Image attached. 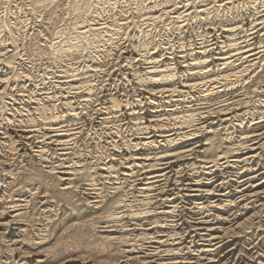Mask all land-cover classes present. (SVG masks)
Masks as SVG:
<instances>
[{"label": "bare ground", "instance_id": "6f19581e", "mask_svg": "<svg viewBox=\"0 0 264 264\" xmlns=\"http://www.w3.org/2000/svg\"><path fill=\"white\" fill-rule=\"evenodd\" d=\"M236 1H238V0H227V2L225 4H220L219 6H221V5L228 6V4L229 5L234 4V2H236ZM244 1L249 2V3H254L256 0H244ZM100 2L102 4H112L111 0H100ZM159 2H161V1H159ZM113 3H114V1H113ZM156 3H153L149 7L150 12L147 13V11H146L147 15H145V13H144L143 16H145V18H144L145 20H157V19L161 20L162 18L164 19L165 16H170L171 13H173V14L178 13L176 11V9H177L176 7L173 9L175 11L168 10V8L162 9L161 11H154L155 10L154 8H156V5H158ZM204 4L206 5V3H204ZM191 5H193V4H191ZM97 6H99V5H97ZM205 7L203 9H201L199 7L201 10L199 9V11H197V12H199L201 14H203V13L205 14V12L210 11V8H205ZM96 8H98V7H96ZM255 8H256V5H255ZM100 9L101 8L97 9V11L95 13V14H97V16H99L101 13L99 11ZM181 12L178 13L177 15L173 16L175 22H180L178 20L183 17V14ZM191 14L189 13L187 15L189 16ZM175 22H173V23H175ZM3 24H4L3 20L0 17V28H3ZM126 25H128V22L127 23H125V22L120 23V21H118V24H116L117 29L115 30V29H111L109 26L103 25L101 23L100 24H97V23L96 24H89L87 27H84L82 29L80 28L79 30L78 29L75 30L76 35H74L75 33L73 34L75 36V38L73 37V40H76V41H73V42L68 41V43L65 42L67 44L66 46H61L58 49L52 47L51 50H53V53L55 52V54L58 52H63V51L67 52V50L70 48H75V49L79 50V52H80V50L88 48V47L89 48L94 47L95 50H98L95 47L99 48V46H101V43L104 41V38L107 35V33L112 32L113 35L119 34L120 29L125 27ZM177 27L179 28L180 26H177ZM20 28L21 27H19L17 24L11 25L9 28L10 30L8 33L9 34L8 37L10 36V38L15 40L16 42L19 41ZM235 30H236V27H229L225 31H227V33L232 34ZM243 31H244V29H243ZM69 39H72V37L71 38L69 37ZM111 39H113V38H110V41H111ZM236 41H237L236 38H233L232 35H230V37L227 41V44L225 46V49H226V47L228 49H226V51H223L225 49H223L222 51L218 50L219 53L216 51L217 53H215V54H214L215 51L213 53H211L212 48H208L209 45H203L202 44V45H199L197 47L195 46L194 48L192 47L189 50H187V53H185V55H184V57H186L187 59H188V57H190L191 61L189 62L186 59L185 61H183L184 63H181V61H179V62H175L174 64L168 63V62L160 64V61H162V60L157 59L156 55L153 54L150 59L148 58L149 59V61L147 62L148 65L142 67V69H140V70L135 71V73L133 74L135 76V79L137 80L138 84H140L141 86H145V88H144L145 94L141 98H139V99L137 98V100L135 102H133L132 104L138 105L139 109H140V104H142V105L146 104V105H148V107H153V108L163 107V106H166L167 104H173V108H174V105L176 107V105H179V106L183 105L184 106L185 103L190 104V103H193L195 101H201V102L202 101H208V100H210V98H214L215 96L217 97V95H219L220 93H222L225 90L233 89V87H235L234 84H236V80L243 81L247 75L246 74L247 71L249 69L252 70L256 66L258 60L264 55V45L261 44L262 42L259 43V44H261L259 46H257L256 43L251 44V42H250V44L247 45L249 48L247 50H244L243 49L244 47L240 46L242 44L239 45V42H236ZM245 43H246V40H245ZM34 46H36V45H34ZM218 46H220V45L218 44ZM18 47H20V46L18 45ZM28 47H29V45H28ZM218 48H220V47H218ZM30 51H32V49H30ZM33 51H34V49H33ZM71 51H72V49H71ZM71 51H70V53H73ZM212 51H213V49H212ZM68 52H69V50H68ZM21 55H22V53H21ZM21 55L19 57H21ZM24 55H25V53H24ZM31 55H32V53H31ZM241 56H243V58H242L243 62H244V60H245V62H248L247 66H243L241 69H238V70L230 69L235 65L234 61L237 59V57H241ZM19 57H9L7 63H9V61H10L11 65L12 64L15 65V63H17V61H19L21 59ZM17 58H19V60H17ZM263 58H264V56H263ZM33 60H34V58H33ZM236 64H238V63L236 62ZM218 66H221L222 68H219ZM229 70H231V71H229ZM92 71H95V70H92ZM3 77L4 76L0 77V100L2 103V104H0V264H231V263L236 262L238 256H240V253H241L240 251H242L240 249L239 251L237 250V253H236V249H237L236 244H239L238 246H241V244L239 243V240L242 239V236L243 237L244 236H250L251 233L252 234L257 233L256 227H257L259 221H261V219H262L261 212L264 211V172H261L262 169H264V148H263L264 147V111H262V113L260 112V110L262 108H264V99L261 100V99H258V97H257V99L254 101L255 103L252 104L253 106L251 107V105L248 106L250 104L251 100H248V99L246 100V99H242V98H232L231 97V99L227 98V99H223L220 101L217 100L216 102L214 101L215 103H207L206 102V106H205V103H202V104H204L205 107L194 108V105H188V106H184L183 110H179V109L176 110L177 107L175 109L170 108L169 110H166L167 109L166 108L163 111V113H162V111L160 113V110L159 111L153 110L152 112L150 111L152 114L150 113L149 115H146V116L145 115L142 116V114L140 115L141 111L140 112L139 111L134 112V109H137V110H139V109L133 108L132 112H134V113L132 115H134V117L133 116L132 117L135 120V122L128 123V126L126 128V132H127V129H129V131L132 132L133 137H134V135H138V134H142V135L148 134V136L141 137V138H138V136L136 138L131 137L132 139L126 138L127 140L125 139V140H123L122 143H120L121 147L124 149V151L126 153L121 155V157L119 159L120 162L118 161V163H115V162L114 163H115V165L123 164V165H121L124 167L123 171H122L123 175L130 176V171L135 172V170L140 171V172L143 171L144 174H150V175L153 174V176L149 177V178H146V177H148V175L144 176L145 180L149 179V180L145 181L146 183L145 182L143 183L142 180L137 181V182H139V183H137V185H140V187L138 186V188H136V190L138 191L139 194H141V196L145 195L144 197L147 199L146 203L149 204L148 201L152 197H150L151 195H148V193H150L152 190L157 188V186H159L161 181H163V183H170L171 184L170 178H173L174 182H177V183L180 182L182 178H185V177H182L184 174V171H187L189 169V167H191V166L194 167V164H196L193 161V159H195V158H193V156L198 157L199 154L200 155L202 154V156L205 155L204 157H206L208 155L209 151L211 152V150L215 144L214 140L217 137L218 132H220L218 130V128H221V129H227L228 127L243 128V127H247L245 125H247L246 123L249 122L248 129L243 128L244 130H242L241 135L238 136V142H236V144L223 146L224 148L220 150L221 154L216 153V155H214L211 158L213 160L210 159L211 162L213 163L212 165H207V166L202 165V166H204L202 168L208 169L209 171L204 170L205 172H202V173L200 171L196 172L197 174L200 173V175H203L204 173L210 174L212 171L215 170L216 167L217 168L221 167V168L226 169L227 167L232 168V167L238 166V167H240L241 171L238 172V178L240 179V181L237 182L238 183L237 186H235V187H233L234 185L233 186H231V185L226 186L227 189L223 190L224 191L223 193H219V192H217L220 190V189L217 190L219 185H216V186L212 185V186H214V187H212L211 186L212 178L211 179L207 178L206 182L202 181V179L192 180V181H195V183L193 182L194 184L190 183V182L185 184L186 183L185 182L184 183L185 185L183 184L181 187H177L176 191L174 190V192H172L173 190H171V191L169 190L170 192H172V194H170V193L166 194V192H165L161 195V193L158 194V193L154 192V193L158 194L157 196H155L156 199L158 198L161 200V202L164 201L167 204V206H165V208L161 214H164V215L169 216V217H173L176 213L178 214L180 211L184 213V211L190 210L191 213L194 212L200 216V217L197 216L198 217L197 220L193 221V222H192V220L191 221L189 220L190 216L187 218V220H186V218L185 219L182 218L183 221L181 220L180 222L183 223V227H184V223L187 224V226L185 225L187 228V230L185 232H183V233L177 232L176 230H174V228H172V230L168 231L169 229L168 228H167V230L164 229L165 225L163 226L162 223H161L162 225H156V226H154L153 225L154 223H153L152 224L154 226L153 232H152V230H147V229L143 230V228H142L143 231L139 230L138 235L137 234L134 235V233H133L134 236L132 237V235H128L124 232V230H126V229L122 228L121 230H119L116 228L117 230H113L114 227L116 226V223H115V226L113 227V229H107L108 226L101 225L102 226L101 230H100L101 234H99V235H97L98 233L96 234L97 237H99L98 239H100L101 241H99V242L95 241L96 243L95 244L93 243V245L90 242H89V244H86V246H85L86 251L85 252L83 251L84 252L83 254L81 252H79L80 249L78 248L79 245L82 243H80V244L77 243L78 245L75 244V242L69 243L71 241V239L68 242L69 244L67 245V247L64 246L65 248L63 249V251L60 250L61 252L58 251V253H55L54 251H52L53 249L50 250V249L44 248V247H43L44 249L43 248L41 249L40 246L45 245L46 243H48L49 240H51V237H52L51 235H53L52 233H54L52 230L55 231V229H56V228L51 229L50 226H52V225L50 224V226H49V224H48V223H50V221L53 220V218H51L52 220H50V218L48 219V221L46 220L47 222L45 225L42 223L44 225L43 226L44 228L42 229L40 227L41 228L40 230L45 231L43 234H39V235L37 234V236H33L34 234L33 235L31 234V231L29 228L30 224L28 223V220H27L28 219L27 215L29 213V211L27 209L28 208L30 209V207L32 205H34L33 203H35V200L37 199L36 198L37 196L35 195L36 192L33 193V191L36 190L37 188L35 189L36 185L35 186L26 185L25 187L20 186L21 185L20 176L18 177L16 175V173H14L8 166L9 157H11V155H14V152H15V154L17 152H19V149H20L19 147L22 146L21 149L24 148L25 152H26V149L29 148L30 149L29 151H31L30 155H32L33 157H38V160L40 162H43V161L45 162L47 160V158L45 157L46 150L44 149L43 146H44V144H46L49 147L47 149H49V150L53 149L55 153H56V151L58 152V150H60V152H62V153H58V154L60 155V157L65 156V159H66V156H68L67 155L68 154V151H67L68 148L66 147L68 145L67 144L68 141L74 139V137L76 135H78L79 133H82V131L78 130V132L75 131V132H71L68 134H66V133L61 134L60 132H58L59 130L54 129V127L51 125H56L55 122H57V120H60V122H61L62 121L61 119H65L67 117L68 118H70V117L74 118L76 115H78L79 113L76 112L77 111L76 106L78 105L79 101L75 99L78 97L74 98V96L73 97L72 96L71 97L70 96H68V97H65V96L62 97L61 96L62 98L60 100V103L55 104V103H53V99H54V96H56L55 98H57V95H55V94L51 95L49 93L46 94L47 91L44 93V95L40 93V96L34 97V99L31 98L33 96H30V99H29V97H27L28 99H25L24 97L12 99L13 97H11L10 95L8 97L6 96V93H7L6 89L9 87V83L6 84V82H5L6 80L2 79ZM80 78H81V76H80ZM78 82H79V84H76L73 81L70 83H66L67 84L66 89H68L69 91L73 90L72 92L75 93L74 90H79V89H81L80 87L83 86L81 84L82 82L81 83H80V81H78ZM91 86H92V84H90V87ZM84 88H85V86H84ZM87 88H88V86H87ZM256 88H258V87H256ZM262 88H264V86ZM259 89H260V87H259ZM90 90H92V89H90ZM257 90L258 89H256V91ZM263 92H264V90H263ZM9 97H11V98H9ZM96 97H97V95H96ZM86 99H88V98H86ZM208 102H210V101H208ZM27 103H30L33 106L30 105V107H28ZM126 104H127V100L124 101L122 99L118 100L115 98L113 100V108L118 106L119 108L122 107V109H124ZM26 106H27V109L26 110L23 109L24 107L26 108ZM167 106H169V105H167ZM179 106H178V108H179ZM143 108H145V107H143ZM23 110H25V112H27V114H29V115L35 114V116L33 118H31V120H34V119L35 120H40V119L41 120L42 119L43 120L44 119L50 120V122L48 121L49 122L48 124L50 125L48 127V130H45V129H44L45 131H39L40 129L29 130V131H27V130H15V131L11 130V131H13V132L10 131L11 133H8L6 128L4 130L3 129L4 125L10 126L13 123L17 122V121H15L16 119H14V116L22 115ZM100 111H101V109H95V114L96 115H97V113L99 114ZM100 113L102 114L103 112H100ZM27 114H26V116H27ZM245 116H248V122H246V123H245V118H246ZM104 117L105 116H103L101 119L99 118L101 120V121H99L100 122L99 124L104 123V120H105ZM146 117H149L150 119H148L146 122L141 121L142 119H146ZM28 121L29 120L26 119V121L20 120L19 122L21 125V124H23L22 122H25V124H26V122H28ZM53 121H55V122H53ZM235 121H236V123H235ZM237 121H239V122H237ZM109 122H110V118H109ZM128 122H129V119H128ZM244 123H245V125H244ZM48 124H46V125H48ZM104 125H102V126H104ZM107 125H105L104 128L105 127L106 128L102 130V133H104V135H106L107 137L112 136V138L113 137L115 138V136H119L120 134L123 133L122 129H121L123 127H121V124L120 125H117V124L114 125L113 124V126H111L110 128H108ZM10 127H12V126H10ZM37 128H38V126H37ZM100 128L101 127H99V129ZM68 131H70V130H68ZM226 139L228 140V138H226ZM226 139H223V141ZM108 140H110V139H108ZM17 141L20 144H14V142H17ZM39 143L41 144V146L38 149H34L33 147H36V146H33V144H39ZM224 144H225V141H224ZM110 145H112L113 148L115 149L116 147H118L119 144L115 143V141H112L110 143ZM137 150H141V152H138ZM142 150L143 151L151 150L153 152H150V153L144 152L143 153ZM29 151H28V153H29ZM106 152H108V150ZM212 152H214V151H212ZM28 153H26V154H28ZM110 153H113V152H110ZM117 153H118V151H117ZM22 155H24V154H22ZM118 155L120 156V154H118ZM27 157H29V155H27L26 158ZM103 157H105V156L103 155ZM101 158H102V156H101ZM101 158H100V161H101ZM207 158H209V156H207ZM10 160H11V158H10ZM61 161H63V160H61ZM72 161H73V159H72ZM206 161L203 159L201 162H203V164H204V163H206ZM36 162H38V161H36ZM254 163H256V164H254ZM63 164H64V162L56 164L57 166L51 165L48 167V170H47L48 174L49 173L51 174V173H55L54 171L59 169L56 172V173H59V175H57L56 177L59 180V183H60L59 187L60 188L57 189V188H54L52 186L53 188H51V189H47L45 187H44V189H46V191L48 193H50L49 196L52 197V199L55 198V199H57L56 201H58V202L63 201V205L65 203V205H64L65 206L64 207L65 212H69L70 210H71V212H74L73 210L78 212V209H77L78 203L76 201H79V204H81L80 203L81 200L84 202L85 199L90 201L91 199H89V198H94L95 200L93 202H91L93 204V205L91 204L92 205L91 207H93V208H98V205L103 206L104 203H107V201L112 202L114 213L113 214L111 213L113 218L112 217H110V218L114 219L115 221H121V219H123V217L129 218V216H134V217L136 215L138 216V214H136L137 212L135 213L133 211H130L132 209L126 210L127 212L129 211L128 214L123 213L122 215H119L120 212L118 209H123V211H125L124 209L127 207L126 197L122 198V197L117 196L118 198L116 197V199H115L113 197L111 198V195H109L108 193L105 192L106 194H103L104 192H101V191H98L101 193H97L95 191L91 192V193H86V190H88V188H83L82 192L86 193L88 196L84 200L83 199L80 200L81 196L77 195V193H76L77 187L75 185L74 178H72L73 177L72 175H77V173L80 170H77V169L73 168L72 166H68V165L64 166ZM113 164H110L109 166L106 165L108 168V169H106V171L108 170V173L110 175H112L114 170L116 171L117 174L119 173L118 172L119 170H116L117 167ZM258 166H262V167L257 168ZM104 167L105 166H103L102 168H104ZM175 167L179 168L180 170L175 169ZM16 169H15V171H16ZM235 169H237V168H235ZM18 171H17V173H18ZM74 172H76V173H74ZM101 172H103V171H101ZM171 172L173 173V174H171L172 177H170L171 175L169 174ZM104 173H106V172H104ZM177 174H180V175H177ZM113 175H115V174H113ZM187 175H189V174L187 173ZM194 175H195V173H194ZM94 179H92V181ZM187 179H188V177H187ZM189 179H191V178H189ZM192 179H194V178H192ZM112 180H113V178H112ZM130 180H132V179H130ZM94 181H96V180H94ZM116 181H118V180L116 179ZM101 182H100V184H101ZM222 183L224 184V181ZM43 184H44V186L47 185V184L45 185V183H43ZM112 184L114 185V187H113V189L115 191L114 193L115 194H116V192L119 193L118 190L121 188V186H119V184L115 181ZM170 184H167V185H170ZM134 185H136V184H134ZM56 186H57V184H56ZM104 186H107V185H102V187H104ZM122 186H125V185H122ZM166 188L169 189V187H166ZM41 190H43V189L41 188ZM164 190H165V187H164ZM161 191L162 190H160V192ZM109 192H110V190H109ZM112 193H113V191H112ZM16 195H17V198L15 197ZM116 195H118V194H116ZM120 196H122V195H120ZM114 197H115V195H114ZM215 197L217 199H215ZM222 197L225 199H221ZM97 198L99 200H97ZM148 198H150V199H148ZM228 198H230V199H228ZM47 199L48 198H46V200ZM113 199H115V200H113ZM152 200H154V199H152ZM37 201H39V200H37ZM187 201L191 202V204L193 203L192 206L190 205L191 209H188V207H186V206H180L181 203H183V202L187 203ZM75 202L77 203V206L75 205ZM141 202H142V200H141ZM108 204H110V203H108ZM150 204H151V202H150ZM106 205H104V206H106ZM69 206H72V208H69ZM155 206H157V204ZM47 207H50V206H47ZM54 207H55V205H54ZM82 207H83V205H82ZM86 207H87V205H86ZM237 207L241 208V209H238L239 211L236 210L238 213L236 215H234L235 218L233 220H235V219H237V220H235V223L231 222V225L230 224L226 225L229 223L230 219L227 217H222L223 211L225 212V211H227V209L237 208ZM39 208H40V206H39ZM66 208L69 211H67ZM88 210H89V208L87 209V211ZM96 210L93 209V211H96ZM103 210H104V208H103ZM151 210H153V209H151ZM83 211H85V210H83ZM93 211H92V213H93ZM100 211H98V212H100ZM212 211H217V212L220 211L221 213H219V215H215L214 213H212V214L209 213L207 215L208 212H212ZM160 212L161 211H159V213ZM34 213H35V211H34ZM47 213H49V212L47 211ZM152 213L153 212L150 211V214H152ZM51 214H49V215L51 216ZM77 214L80 215V212ZM96 215H98V214H96ZM156 215H158V214H156ZM98 216H97V218H99ZM101 216H102V214H101ZM228 216H230V215H228ZM242 216H243V218H242ZM33 217H31V218H33ZM77 217H79V216L77 215ZM164 218H166V217H164ZM241 218H242L241 222L238 221V219H241ZM78 219H80V218H78ZM153 219H155V218H153ZM173 219L175 220V218H173ZM25 221L28 224H26ZM102 221H105V220H102ZM144 221H146V220L144 219ZM230 221H232V220H230ZM41 222H42V220H41ZM96 222H97V220H96ZM141 222H143V221H141ZM166 223H164V224H166ZM63 224H64V222H63ZM111 224H113V223H111ZM263 224L264 223H262L261 226ZM57 225H58V223H57ZM92 225H93V223H92ZM128 225H130V223ZM137 225L139 226V224H137ZM150 226H148V227H150ZM170 226H172V225H170ZM125 228H127V227L125 226ZM133 228H135V227H133ZM96 230H98V229H96ZM261 231H262V233L260 235L264 234V227L261 229ZM136 232H138V231H136ZM239 237H241V238H239ZM261 238L262 239L257 244H259L260 246L263 247L264 246V235ZM73 241H74V239H73ZM139 242L148 243V246L151 248L146 251V249L144 248L146 245L144 244L145 246L142 247L140 245L141 243L139 244ZM185 242H186V244L187 243L188 244L184 245ZM50 243L51 242H49L48 244H50ZM121 243H123L124 245L127 244V246H126L127 248H125L122 251L121 260H116V259L115 260H107V259H105L107 257L106 255H105L106 257L103 256V258L105 257L104 259L103 258L99 259L97 257L92 258L93 256L91 257L88 255V252L90 250H93V249L100 251V253L101 252L103 253V251H105V253H107L105 246H103V245L107 244L109 247H111V246H113L112 244H117V245L120 244L121 245ZM248 244H250V243H248ZM101 245H102V247H101ZM257 248L258 247H256V249ZM262 249H264V248H262ZM119 250H121V248ZM251 251L252 250H250V252ZM263 251L261 253H263ZM53 252L55 253V256H53L54 255ZM184 253L185 254L187 253L190 256H192L191 257L192 259L191 258H184V256H183ZM89 254H91V253H89ZM110 255L111 254H109V256ZM252 255L253 256H251L250 259H252L253 262H255L256 259L263 257V255L262 256L257 255V253H255V254L253 253ZM203 256H204V258H203ZM226 256H229V257L233 256V257H230L231 261L228 260L229 258L227 259L228 261L226 259H225L226 261H223V259ZM98 257H100V256H98ZM107 258H110V257H107ZM247 263H249V262H247Z\"/></svg>", "mask_w": 264, "mask_h": 264}, {"label": "rangeland", "instance_id": "374dc122", "mask_svg": "<svg viewBox=\"0 0 264 264\" xmlns=\"http://www.w3.org/2000/svg\"><path fill=\"white\" fill-rule=\"evenodd\" d=\"M111 1H112V4H102L100 2V0H51V1L50 0H0V17L4 23L3 28H0L1 29L0 30V77L4 76L2 79L6 80L5 81L6 84L9 83V87L6 89V92H7L6 96L8 97L10 95L11 97H13L12 99H16L19 97H22V98L24 97L25 99H28L27 97H29V99H30V96H33L31 98L34 99V97L40 96V93L44 95V93L47 91L46 94L49 93L51 95H54V94L57 95V98H55L56 96H54L55 100L53 99V103H55V104H59L61 98L64 96L65 97H68V96L73 97L74 96V98L78 97L75 99L79 101L78 105L77 106L75 105L77 108L76 112L79 113L78 115H76L74 118L73 117H70V118L67 117L65 119H61L62 120L61 122H60V120H57L58 123L53 121L56 123V125H51L54 127V129L59 130L58 132H60L61 134L62 133L68 134V133L75 132V131L78 132V130L82 131V133H79L75 137L73 136L74 139L68 141V143H67L68 145L66 146L68 148V150H67L68 156H66V159H65V156L60 157V155L58 154V153H62V152H60V150H58V152L56 151V153H55L53 149H51V150L47 149L49 147L46 144H44L43 147L46 150V155H47V156L45 155V157L47 158V160L45 162L44 161L40 162L38 160V157H33L32 155H30L31 151H29L30 150L29 148H27L26 152H25L24 148L21 149L22 146L19 147L20 148L19 152H17L16 154L14 152V155H11V157H9V161H8L9 168L14 173H16V175L18 177L20 176V178H21V185L20 186L21 187H23V186L25 187L26 185H32V186L36 185L35 189L37 188L36 190L33 191V193L36 192L35 195L37 196L36 197L37 199L35 200L36 204L33 203L34 205H32L30 207V209L29 208L27 209L29 211V213L27 215V218H28L27 220H28V223L30 224L29 228H30L31 234L32 235L34 234L33 236H37V234L38 235L43 234L45 231L40 230V229L44 228L43 226L46 224V222L48 221L49 218H50V220H52L51 218H53L54 221L52 220V221H50V223H48L49 226H50V224L52 225V226H50L51 229L56 228L55 231L52 230L54 232V233H52L53 235L50 234L52 237H51V240L48 241V243L49 242H51V243L50 244L46 243L45 245H41L40 248L42 249L44 247V248H48L50 250L53 249L52 251H54L55 253H58V251L59 252L63 251V249L65 248L64 246L67 247V245L69 243L75 242V244L82 243L78 247L80 250L79 249L78 250H79V252H81L83 254L86 251V248H85L86 244H89V242H90L93 245V243L95 244L96 242L101 241L100 239H98L99 237H97V235L101 234L100 233V230L102 227L101 225L108 226L109 228L107 227V229H113V227L115 226V223H116V226L114 227L113 230H117V229L121 230L122 228L126 229V230H124V232L128 235H132V237L136 234L138 235L139 230H142V228H143V230L147 229V230H152V232H153L154 226L162 225V224H163V226L165 225L164 229H166V230H167V228L169 229L168 231H170V230H172V228H174V230H176L177 232L183 233L187 230V228H186L187 224L184 223V227H183V223H181L180 221L181 220L183 221V219H185V218L187 220V218L190 216L189 220L190 221L192 220V222H193V221H196L197 218L200 216L194 212L191 213L190 210H186V211H184V213L180 211L178 214L176 213L173 217H169V216H166L164 214H161L163 212L165 206H167V204L164 201L161 202V200L158 198L156 199L155 196H157L159 193H161V195H162L165 192H166V194H169V193L172 194V192H174V190L176 191L177 187H181L185 182H186L185 184H187L189 182L195 183V181H192V180L202 179V181L206 182L207 178L208 179L212 178L213 183L211 182V186L212 185H214V186L219 185V187L217 188V190L220 189L219 191H217L219 193H223L224 192L223 190L227 189L226 186H229V185H231V186L234 185L233 187L237 186V184H238L237 182L240 181V179L238 178V172H240L241 169L238 166L232 167V168L227 167L226 169L221 168V167L220 168L216 167L215 170L212 171L210 174L204 173L203 175H200V173L197 174L196 172L200 171L202 173V172H205L206 170L209 171L208 169H205L202 167L207 166V165H212L213 163L211 162V160H213V159H211V158L214 155H216V153L221 154L220 150L224 148L223 146L233 145V144H236V142H238V136L241 135V131L244 129H248V125H249L248 116H245L246 118L244 117L245 123L248 122V123H246L247 125H245V123H244V125L247 126V127H243L244 129L240 128V127H236V128L228 127L227 129L218 128V130L220 132H218V135L216 137L217 139L215 138V140H214V142H215V144L213 146L214 149L212 148L211 152L209 151L208 155L206 154L207 156H209V158H207V156L204 157L205 155L202 156V154L201 155L199 154V156H198L199 158L193 156V158H195V159H193V161L196 163V164H194V167L195 166L196 167L194 168L191 166V167H189V169L187 171H184V174L182 177H185V178H182L181 181L178 183L174 182L173 178H170L171 184L170 183H163V181H161L162 183L160 182L159 186H157V188L152 190L153 192L151 191L150 193H148V195H151L150 197H152V198L151 199L148 198V199H150L148 201L149 204L146 203L147 199L144 197L145 195L141 196V194H139L138 191L136 190V188H138V186L140 187V185H137V183H139L137 181L142 180V182L144 183L145 181L149 180V179L145 180L144 176L148 175V177H146V178H149V177H152L153 174L152 175L144 174L143 171H142L143 172L142 173L140 171L135 170V172L130 171V176H127V175H123L122 171H123L124 167L121 166L123 164L115 165V163H118V161L120 162L119 159H120L121 155L126 153L120 144L123 142V140H125L126 138L127 139L136 138L137 136H138V138L148 136V134L147 135L138 134V135H134V137H133L132 132L129 131V129H127V132H126V128L128 126V123L135 122V120L133 119L134 115H132L135 111H139V112L141 111L140 115L142 114V116H144V115L146 116V115H149L153 110L154 111L160 110V113H161V111L163 113V111L166 108H167L166 110H169L170 108L175 109L177 107L176 110H178V109L183 110L184 106H188V105H194V108H199V107H205L206 102L207 103H215L217 100L220 101V100L227 99V98L231 99V97L232 98H242V99H246V100L247 99L251 100V102L248 106L251 105V107H252L253 106L252 104L255 103L254 101L257 99V97H258V99H261V100L264 99V92H263L264 88H262L264 86V58H263L264 55H263L258 60L256 66L252 70L249 69L247 71L246 74L248 76L246 75V77L243 81L236 80V84H234L235 87H233V89L225 90L222 93H220L219 95H217V97L215 96L214 98H210V100H208L210 102H208V101H202V102L201 101H195V102L190 103V104L185 103L184 106L180 105L182 108L179 105H176V107L174 105V108H173V104H167L169 106L166 105V106L157 107V108L148 107V105H146V104L145 105L140 104V109H139L138 105L132 104L133 102H135L137 100V98L139 99L145 94V91H144L145 86H141L140 84H138V82L135 79V76L133 74L135 73V71L140 70V69H142V67L148 65L147 62L149 61V59L151 58V56L153 54L156 55L157 59H160L163 61V62L160 61V64H163L165 62L174 64L175 62H179V61H181V63H184L183 61H185L187 59L186 57H184V55H185V53H187V50H189L190 48H192V47L194 48L195 46L197 47V46L202 45V44L203 45H209L210 47L208 46V48L213 49V51L211 49V53H213L214 51H215L214 54L217 52L219 53V51H222L223 49H225V46L227 44V41H228L230 35H232L233 38H236V40H237L236 42H239V45L242 44L240 46L244 47L243 48L244 50H247L249 48L247 45L250 44V42H251V44L256 43L257 46H259L261 44L264 45V25H263L264 24V0H259V1L256 0L254 2L255 4L245 2L244 0H241V1L238 0V1L234 2V4H231V5L228 4V6H223V5L219 6L220 4H225L227 2V0H207V1L206 0H164V1L163 0H117V1L111 0ZM113 1H114V3H113ZM159 1H161V2H159ZM153 3L158 4V5H156V8H154L155 10L153 9L154 11H161L162 9H165V8H168V10L175 11L173 9L176 7L177 8L176 11L178 13H180L182 11L181 13L183 14V17L180 18L181 20L180 19L178 20L180 22H175L173 16L177 15L178 13H176V14L171 13L170 16H165L164 19L162 18L161 20L160 19L145 20L144 19L145 16H143V15H144V13H145V15H147V13L150 12L149 7ZM204 3H206V5ZM191 4H193V5H191ZM97 5H99V6H97ZM105 5L106 6L108 5V6L106 7ZM255 5H256V8H255ZM96 7H98V8H96ZM199 7L201 9H203L204 7L210 8V11L205 12V14L204 13L201 14V13L197 12L200 9ZM99 8H101L99 10L101 13L99 16H97V14H95V13H96L97 9H99ZM146 11H147V13H146ZM189 13L190 14L192 13V14L188 16L187 14H189ZM118 21H120V23H123V22L127 23L128 22V25L121 28L119 31V34L113 35L112 32L111 33L109 32L110 34L107 33V35L104 38V41L101 43V46H99V48L95 47L98 50H95L94 47H91V48L88 47V48L80 50V52H79V50H77L75 48H70V49H68L69 52L67 50V52L63 51V52H58L56 54H55V52L53 53V50H51L52 47L58 49L61 46H66L67 45L66 43H68V41L69 42L70 41H72V42L76 41V40H73V37L75 38L74 35H76V32H75L76 29H78V30L80 28L82 29L84 27H87L89 24H96V23L100 24L101 23L103 25L109 26L111 29L116 30L117 29L116 24H118ZM173 22H175V23H173ZM13 24H17L19 27H21L20 28L19 41H17V42L15 40H13L12 38H10V36L8 37V35H9L8 33L10 30L9 28ZM177 26H180V27L178 28ZM229 27H236V30L232 34L227 33V31H225V30ZM243 29H244V31H243ZM69 37L70 38L72 37V39H69ZM110 38H113V39H111V41H110ZM245 40H246V43H245ZM259 43H261V44H259ZM218 44L220 46H218ZM18 45L20 47H18ZM28 45H29V47H28ZM34 45H36L37 47ZM218 47H220V48H218ZM30 49H32V51H30ZM33 49H34V51H33ZM71 49H72V51H71ZM226 49H228V48L226 47ZM226 49L223 51H226ZM70 51L73 53H70ZM21 53H22V55H21ZM24 53H25V55H24ZM31 53H32V55H31ZM20 55H21V57H19ZM243 56L237 57V59L234 61L235 65L233 64L235 67L233 66L230 69L238 70V69H241L243 66H247L248 62H245V60L243 62V59H242ZM9 57H19L21 59L19 60V58H17V60H19V61L16 60L17 63H15V65L14 64L11 65L10 61H9V63H7ZM33 58H34V60H33ZM187 61H189V62L191 61L190 57H188ZM236 62L239 65L236 64ZM218 67L222 68L221 66H218ZM92 70H95V71H92ZM229 71H231V70H229ZM80 76H81V78H80ZM72 81L76 84H79L78 81H80V83L82 82L81 84L83 85L80 87L81 89L74 90L76 94L72 92L73 90L69 91L68 89H66V87H67L66 83H70ZM90 84H92L91 87H90ZM84 86H85V88H84ZM87 86H88V88H87ZM256 87H258V88H256ZM259 87H260V89H259ZM90 89H92V90H90ZM256 89H258L259 91L258 90L256 91ZM96 95H97V97H96ZM11 97H9V98H11ZM86 98H88V99H86ZM114 98L118 99V100L122 99L124 101L127 100V104H126L125 108L122 109V107L119 108L118 106H116V107L114 106L115 108H113ZM202 103H205V106ZM0 104H2L1 100H0ZM30 105L33 106L32 104L27 103L28 107H30ZM141 105L145 108H143ZM27 106H26V108L24 107L23 109L26 110ZM178 106H179V108H178ZM133 108H138L139 110L134 109V112H132ZM95 109H101L100 112H103V113L101 114L99 112V114L97 113V115H96ZM25 110H23L22 115L14 116V119H16L15 121H17V122L13 123L14 125L13 124L10 125L12 127L4 125L3 129L5 130V128H6L8 133L13 132L11 130H14V131L15 130H27V131H29V130H35V129L36 130L40 129L39 131L48 130V127L50 126L48 123L50 122V120H47V119L31 120V118H33L35 116V114L29 115V114H27V112H25ZM262 111H264V108H262L260 110L261 113H262ZM26 114H27V116H26ZM103 116H105L104 117L105 118L104 123L99 124L100 123L99 121H101L100 119ZM109 118H110V122H109ZM26 119H28L30 122L28 121V122H26V124H25V122H22L23 124L20 125L19 121L20 120L26 121ZM128 119H129V122H128ZM148 119H150V118L146 117V119H142L141 121L146 122ZM237 122H239V121H237ZM235 123H236V121H235ZM46 124H48V125H46ZM104 124L105 125L108 124L107 125L108 128L113 126V124L114 125H116V124L120 125L121 124V127H123V128H121L123 133L120 134L119 136H115V138L114 137L112 138V136L107 137L106 135H104V133H102V130L106 128V127L104 128V126H105ZM102 125H104V126H102ZM37 126H38V128H37ZM99 127H101V128L99 129ZM68 130H70V131H68ZM226 138H228V140ZM108 139H110V140H108ZM223 139H226V140H224L225 144H224ZM112 141H115V143L119 144L118 145L119 148L116 147L114 149L113 146L110 145V143ZM14 144H20V143H18V141H17V142H14ZM33 146H36V147H33L34 149H38L41 146V144L40 143L39 144H33ZM107 150H108V152H106ZM116 150L118 151V153ZM28 151H29V153H28ZM137 151L141 152V150H137ZM212 151H214V152H212ZM110 152H113V153H110ZM142 152L143 153L144 152L150 153L153 151H151V150L143 151L142 150ZM26 153H28V154H26ZM22 154H24V155H22ZM102 154L105 157H103ZM118 154H120V156ZM25 155L26 156L29 155V157L26 158ZM101 156H102V158H101ZM201 157L205 161L207 160L206 163L203 164V162H201L203 160ZM10 158H11V160H10ZM100 158H101L102 162L100 161ZM72 159H73V161H72ZM61 160H63V161H61ZM36 161H38V162H36ZM61 162H64V164H63L64 166L65 165L66 166L67 165L72 166L73 168L81 171V172L77 171L78 172L77 175H72L73 176L72 178H74L75 185L77 187L76 193L78 196H81V198L79 197L80 200L81 199L84 200L85 198H87L88 195L86 193H91L94 191L97 193L104 192L103 194L108 193L109 195H111V198L113 197L115 199L117 196L122 197V198L126 197L127 207L124 210L126 211L127 209L128 210L132 209L130 211H133L135 213L137 212L136 214H138V216L137 215L135 217L129 216V218L123 217V219H121V221H115L114 219H112L113 218L112 214L114 213L112 202L107 201V203H104V205L107 204L106 206L103 205L104 206L103 207V206L98 205V208H93V207H91L93 205L91 202H93L95 200L94 198H89V199H91L90 201L85 199L86 201L84 200V202L81 200L80 203L83 205L84 208L82 207L81 204H79V201H76L78 203V207H79V208L77 207L78 212H76L75 210H73L74 212H71V210L69 211V210H67V208H66V210L69 212H65L64 211L65 210L64 209L65 203L63 205V201L58 202V201H56L57 199H55V198L52 199V197L49 196L50 193H48L46 191V189H44V187L47 189H51L53 187L57 188V189L60 188L59 187L60 186L59 180L56 177L57 175H59V173H56L57 170H59V169L55 170L54 171L55 173H51V174L50 173L48 174L47 170H48L49 166H51V165L57 166L56 164H59ZM110 164H113L117 167L116 170H119L118 174L116 173L115 170L112 173V175H110L108 173V170L106 171V169H108L106 165L109 166ZM254 164H256V163H254ZM202 165H204V166H202ZM101 166L102 167L105 166V167L102 168ZM260 167H262V166H258L257 168H260ZM235 168H237V169H235ZM15 169H16V171H15ZM175 169L180 170L177 167H175ZM17 171H18V173H17ZM101 171H103V172H101ZM104 172H106V173H104ZM261 172H264V169H262ZM74 173H76V172H74ZM187 173L189 175H187ZM194 173H195V175H194ZM113 174H115V175H113ZM169 174L171 175L173 173L171 172ZM177 175H180V174H177ZM186 176L188 177V179ZM170 177H172V175ZM112 178H113V180H112ZM189 178H191V179H189ZM192 178H194V179H192ZM92 179H94L96 181L93 180L94 181L93 182ZM116 179L118 181H116ZM130 179H132V180H130ZM114 181L117 182L119 184V186H121V188L118 190L119 193L116 192V194H118V195H116L114 193L115 192L113 189L114 185L112 184ZM223 181H224V184L222 183ZM100 182H101V184H100ZM43 183H45V185L46 184L47 185L44 186ZM56 184H57V186H56ZM121 184L125 185L126 187L122 186ZM134 184H136V185H134ZM167 184H170V185H167ZM102 185H107V186L102 187ZM214 186H212V187H214ZM164 187H165V190H164ZM166 187H169V189ZM41 188L43 190H41ZM83 188H88V190H86V193L82 192ZM109 190H110V192H109ZM160 190H162V191L160 192ZM169 190L170 191L173 190V191L170 192ZM98 191H101V192H98ZM112 191H113V193H112ZM154 192H156L158 194H156ZM114 195H115V197H114ZM120 195H122V196H120ZM15 197L17 198V195ZM46 198H48L47 199L48 201L46 200ZM115 199H113V200H115ZM152 199H154L155 201ZM215 199H217V198L215 197ZM221 199H225V198L222 197ZM228 199H230V198H228ZM37 200H39L40 202ZM97 200H99V199L97 198ZM141 200H142V202H141ZM76 202H75V205L77 206ZM150 202H151V204H150ZM108 203H110V204H108ZM85 204L87 205V207ZM156 204L158 207L155 206ZM54 205H55V207H54ZM190 205L192 206L193 203L191 204V202L187 201V203L186 202L181 203L180 206H186V207H188V209H191ZM39 206H40V208H39ZM47 206H50V207H47ZM102 207L104 208V210ZM69 208H72V206H69ZM88 208H89V210L87 211ZM150 208L153 210H151ZM93 209L94 210L97 209L98 211H100V210L101 211L100 212H98L97 210L93 211ZM238 209H241V208L237 207V208L227 209V211H225V212L223 211L222 217H227L230 220H232V221L229 220V223L226 225H229V224L231 225V222L235 223V220H237V219H235V220H233V219L235 218L234 215H236L238 213L237 212V211H239ZM83 210H85V211H83ZM91 210L93 211V213ZM118 210L120 212L119 215H122L123 213H127V214L129 213V211L125 212V211H123V209H118ZM34 211H35V213H34ZM47 211L49 213H47ZM150 211L153 213L150 214ZM159 211H161V212L159 213ZM79 212H80V215L77 214ZM154 212L158 215H156ZM209 213H211V214L214 213L215 215H219V213H221V212L220 211L219 212L212 211V212H208L207 215ZM49 214H51V216ZM96 214H98L99 216ZM101 214H102V216H101ZM77 215L79 217H77ZM228 215H230V216H228ZM97 216L99 218H97ZM261 216H262V219H261V221H259V223L256 227L257 233L256 234L251 233L250 236H244V237L242 236V239L239 240V243L241 244V246H238L239 244H236L237 245L236 253H237V250L239 251L241 249L242 251H240L241 252L240 256L242 258L240 256H238L236 262L231 263V264H246L247 262H249L247 264H264V258H263L264 257V251H263L264 249H262V248H264V246L262 247L259 244H257L262 239L261 237H263V235H264V234L260 235L262 233L261 229L264 227V224L261 226V224L264 223L263 222L264 221V211L261 212ZM31 217H33V218H31ZM110 217H112V218H110ZM164 217H166V218H164ZM78 218H80V219H78ZM153 218H155V219H153ZM173 218H175V220ZM242 218H243V216H242ZM242 218L238 219V221L241 222ZM144 219L146 221H144ZM41 220H42V222H41ZM96 220H97V222H96ZM102 220H105V221H102ZM62 221L64 222V224ZM141 221H143V222H141ZM25 223L28 224L26 221H25ZM57 223H58V225H57ZM92 223H93V225H92ZM111 223H113V224H111ZM129 223H130V225H128ZM164 223H166V224H164ZM137 224H139V226ZM170 225H172V226H170ZM125 226L127 228H125ZM148 226H150V227H148ZM133 227H135V228H133ZM96 229H98V230H96ZM136 231H138V232H136ZM133 233H134V235H133ZM239 238H241V237H239ZM70 239H71V241H70ZM73 239H74V241H73ZM248 243H250V244H248ZM122 244L123 243H121V245L120 244H118V245L112 244L113 246H111V247H109L106 244L103 246H105L107 253H105V251H103V253L102 252L100 253V251L93 249V250H90L88 252V255L91 257L93 256L92 258L97 257L99 259L103 258V256L106 255L107 257L111 258L110 259V258H107L105 256L106 258L105 257L104 258L107 260H115V259L121 260L122 251L125 248H127L126 247L127 244L126 245H124V244L122 245ZM139 244L142 247H144L146 245L144 247L146 249V251L151 248L148 246V243L139 242ZM185 244H186V242L184 243V245ZM101 247H102V245H101ZM256 247H258V248L256 249ZM120 248H121V250H119ZM250 250H252V251L250 252ZM261 250L263 251V253H261L262 252ZM54 252H53V254H54L53 256H55ZM89 253H91V254H89ZM253 253L254 254L257 253V255H261V256L263 255V257H260L261 259L258 258V259H256L255 262H253L252 259H250L251 256H253L252 255ZM109 254H111V255L109 256ZM98 256H100V257H98ZM183 256H184V258H191L192 257L187 253L186 254L184 253ZM230 257H233V256H230ZM230 257L226 256L223 259V261H226L228 258H229L228 260L231 261ZM203 258H204V256H203Z\"/></svg>", "mask_w": 264, "mask_h": 264}]
</instances>
